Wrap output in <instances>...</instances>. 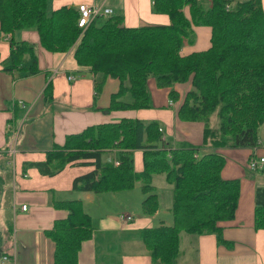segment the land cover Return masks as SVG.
I'll return each instance as SVG.
<instances>
[{
  "label": "trees",
  "instance_id": "trees-1",
  "mask_svg": "<svg viewBox=\"0 0 264 264\" xmlns=\"http://www.w3.org/2000/svg\"><path fill=\"white\" fill-rule=\"evenodd\" d=\"M51 2L0 0V34L9 45L2 71L31 75L40 70L35 43L15 36L21 30H34L38 45L47 52L74 49L77 65L93 74L96 93L105 79L116 80L105 107L95 109L108 113L150 108L147 82L154 78L155 86L168 90L169 101L178 102L177 119L202 122L203 132L199 145L173 144L164 139L157 120L121 117L66 134L63 144L52 146L36 164L39 170L54 174L77 161L93 166L73 178L74 191L120 192L139 184L145 216L159 209L153 180L163 176L171 186V221L140 229L151 264H177L182 233H214L219 242L231 245L221 236L218 223L235 214L239 180L221 176L225 158L216 149L258 143V128L264 123L261 0H151V11L166 14L167 24L127 27L122 14L113 13L93 18L84 28L77 24L78 6L53 8ZM199 25L210 28V45L181 55V47L194 42L193 27ZM26 58H30L27 64ZM179 84L182 93L176 88ZM51 90L47 83L44 95L51 96ZM211 115L218 121L216 126L210 124ZM137 150L140 170L134 166ZM254 202L253 227L264 229V186H256ZM52 204L66 210L64 218L44 231L54 242L53 264H77L82 243L93 236L91 216L78 199Z\"/></svg>",
  "mask_w": 264,
  "mask_h": 264
},
{
  "label": "crops",
  "instance_id": "crops-1",
  "mask_svg": "<svg viewBox=\"0 0 264 264\" xmlns=\"http://www.w3.org/2000/svg\"><path fill=\"white\" fill-rule=\"evenodd\" d=\"M80 3L98 6L100 11L111 9L101 17L121 13L127 27L169 22L166 14L151 11V0H52L51 7ZM261 4L264 7V0ZM193 29L194 42L185 43L181 55L210 45L208 26ZM15 36L35 43L40 70L31 75L2 71L1 61L9 54V45L0 34V264H53L54 242L44 231L51 228L54 220L66 216V210L52 204L53 200L62 199L80 200L91 216L93 236L82 243L77 264H151L140 240V229L154 226L152 217L158 210L152 216L143 215L141 209L139 213L136 205L140 204L141 195H132L135 187L120 192L74 191L73 178L93 166L77 161L54 174H44L36 164L45 159L52 146L63 144L66 134L91 124L121 117L158 120L168 143L199 145L203 123L178 120L175 114L178 102L169 101L168 90L155 86L152 80L155 106L108 113L95 109L94 106L107 104L109 93L117 87L114 78L105 79L96 93L94 76L87 67L77 65L74 49L47 52L38 45L34 30H21ZM47 83L52 86L51 96L44 95ZM176 88L181 93L184 89L181 84ZM13 134L15 151L11 153ZM216 151L225 158L221 176L239 180L235 214L218 223L221 236L231 245L219 242L214 233H182L183 248L179 244L177 264H264V229L253 227L254 191L256 186H264V161L257 169L249 167L252 156L264 158V123L258 128L255 147H221ZM133 156L135 169L140 170L141 152L134 151ZM21 205H26L25 209ZM122 214L130 215L131 219H122ZM170 221L168 210L164 222Z\"/></svg>",
  "mask_w": 264,
  "mask_h": 264
},
{
  "label": "rangeland",
  "instance_id": "rangeland-1",
  "mask_svg": "<svg viewBox=\"0 0 264 264\" xmlns=\"http://www.w3.org/2000/svg\"><path fill=\"white\" fill-rule=\"evenodd\" d=\"M27 61H30V58H28ZM25 63H26V61H25ZM97 80H100V77H97ZM151 80L154 83V78H149V80L147 82V89H148V92H149V95H150L151 106H155L154 101H153V96H152L153 90L151 89V87H152ZM128 95L129 94L127 93L126 94V97H125L126 100H129V98H130ZM27 107L28 106L26 105V108ZM144 120H146V119H144ZM109 121H113V120H108L107 122H109ZM209 121H210V124L212 126H216L217 123H218L216 117L213 116V115H211V118L209 119ZM158 122L161 125V122L160 121H158ZM153 183L155 185L156 192L158 193V196H159V209H158V213L155 214V216L152 217V219H153L152 224L153 225H156V224H158V221L157 220L159 218H162L164 220V216L167 214L169 205L171 203V186H170V184H168L163 179V176H161V175L155 176V178L153 180ZM137 193H140L139 192V184H136V186H135V188H134V190L132 192V195L134 196ZM140 195H141V197H143L142 194H140ZM139 206H140V204L139 205H136V209L140 213V207ZM126 211L130 212L129 210H126ZM125 215H128V214H125ZM182 235H185V234H182ZM182 245H183V242L180 243L181 248H183Z\"/></svg>",
  "mask_w": 264,
  "mask_h": 264
},
{
  "label": "built area",
  "instance_id": "built-area-1",
  "mask_svg": "<svg viewBox=\"0 0 264 264\" xmlns=\"http://www.w3.org/2000/svg\"><path fill=\"white\" fill-rule=\"evenodd\" d=\"M78 6V10H79V18H78V26L80 28H84L87 24H89V22L99 16V15H107L111 12V9L109 8H103L102 11L99 10L98 6L92 5V4H87V3H80L77 5ZM19 103L22 104L21 101H19ZM159 130H162L161 127L159 128ZM12 143L11 146L9 147V151L11 153H14L15 151V140H14V134L12 135ZM264 158L263 157H252L249 159V167L251 169H256L258 167L261 166V164L263 163ZM118 161H115L114 164H117ZM26 205H21L22 209H25ZM121 218L124 220H130L131 216L130 215H121Z\"/></svg>",
  "mask_w": 264,
  "mask_h": 264
}]
</instances>
